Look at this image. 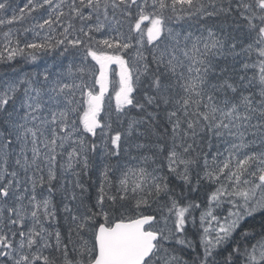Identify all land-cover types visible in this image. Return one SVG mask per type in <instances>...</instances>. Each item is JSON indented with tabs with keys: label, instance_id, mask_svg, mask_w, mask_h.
Instances as JSON below:
<instances>
[{
	"label": "snow or ice",
	"instance_id": "1",
	"mask_svg": "<svg viewBox=\"0 0 264 264\" xmlns=\"http://www.w3.org/2000/svg\"><path fill=\"white\" fill-rule=\"evenodd\" d=\"M0 264H264V0H0Z\"/></svg>",
	"mask_w": 264,
	"mask_h": 264
},
{
	"label": "rangeland",
	"instance_id": "2",
	"mask_svg": "<svg viewBox=\"0 0 264 264\" xmlns=\"http://www.w3.org/2000/svg\"><path fill=\"white\" fill-rule=\"evenodd\" d=\"M106 101H107V97H106ZM114 102V101H113Z\"/></svg>",
	"mask_w": 264,
	"mask_h": 264
}]
</instances>
